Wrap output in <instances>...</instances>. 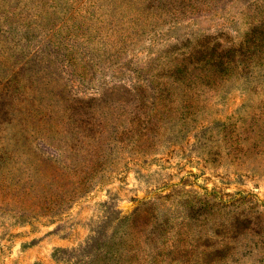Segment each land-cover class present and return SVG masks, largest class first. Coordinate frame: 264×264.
I'll use <instances>...</instances> for the list:
<instances>
[{
  "label": "rangeland",
  "instance_id": "obj_1",
  "mask_svg": "<svg viewBox=\"0 0 264 264\" xmlns=\"http://www.w3.org/2000/svg\"><path fill=\"white\" fill-rule=\"evenodd\" d=\"M0 264H264V0H0Z\"/></svg>",
  "mask_w": 264,
  "mask_h": 264
}]
</instances>
